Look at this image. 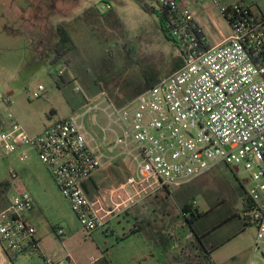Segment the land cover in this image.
I'll list each match as a JSON object with an SVG mask.
<instances>
[{
    "label": "built area",
    "instance_id": "built-area-1",
    "mask_svg": "<svg viewBox=\"0 0 264 264\" xmlns=\"http://www.w3.org/2000/svg\"><path fill=\"white\" fill-rule=\"evenodd\" d=\"M155 1V0H154ZM204 0H197L203 2ZM213 0L231 34L205 51L187 46L182 36L202 31L186 0H157V8L176 14L171 23L180 41L183 66L124 106L105 91L86 99L80 111L60 118L38 135L15 123L0 129V147L28 163L31 153L52 175L62 197L88 234L104 229L115 208L128 209L163 189L180 188L227 165L255 169L246 191L250 206L242 218L257 228L254 252L264 262V0ZM108 8H110V5ZM186 40V39H185ZM190 43V42H189ZM60 76L63 71L60 70ZM43 86L36 98L43 97ZM76 89V92H79ZM8 107L11 97L0 91ZM105 118V124L100 118ZM121 164L128 171L119 188L98 186L93 201L85 184L99 171ZM9 174L19 180L15 169ZM119 200V205L114 199ZM28 192L11 195L0 211V245L20 256H40L37 228L28 219L34 209ZM64 238L63 230H58ZM91 264H98L91 263ZM206 264H217L208 259ZM250 264H260L253 260Z\"/></svg>",
    "mask_w": 264,
    "mask_h": 264
},
{
    "label": "rangeland",
    "instance_id": "rangeland-1",
    "mask_svg": "<svg viewBox=\"0 0 264 264\" xmlns=\"http://www.w3.org/2000/svg\"><path fill=\"white\" fill-rule=\"evenodd\" d=\"M235 1L227 0L219 5L224 7ZM78 3L76 0H0V91L12 101L10 107L0 101V115L6 123H11L9 114L12 113L15 123L26 131L40 130L51 118L56 121L75 115L86 99L102 91L107 92L118 106H124L146 90V75L164 77L180 60L181 52L165 39L157 16L143 9L144 6L156 7L154 0H84L74 11V19L68 18L73 21L64 20V16H71ZM84 5H98L104 16L86 20ZM21 6L27 13L20 22L21 28L19 31L16 28L15 31L7 30L9 18L15 16ZM201 11L205 17L218 19L224 33H229V24L213 0H196V14ZM63 21L67 22L74 47L61 63L53 64L49 59L58 42L57 27ZM16 24H19L18 19ZM23 29L29 33L22 32ZM212 35L220 38L216 26H211V35L207 33L206 36L211 40ZM47 51L49 57L45 58ZM60 70L64 72L62 79L58 77ZM40 86L45 91L38 99ZM76 89L80 91L76 92ZM100 123L104 125L105 118L101 117ZM21 165L16 154H7L0 147V179L9 178L14 182L9 171ZM117 172L114 175L108 170L102 186L109 188L123 181L119 177L120 171ZM123 172L129 176L124 169ZM254 173L257 170H247L244 165L233 171H226L223 165L196 179V208L208 212L200 226H217L233 216L229 223L215 231L212 240L223 242L241 227L243 229L242 221L235 215L242 216L241 194L251 187L248 179ZM194 181L182 188L190 189ZM39 193L45 199V205L41 211L43 217L37 222L38 237L44 255L53 259L54 264H90L103 260L102 257L112 264H166L146 223L138 235L130 234L135 221L133 215L126 214L127 209L121 207L122 214L116 215L106 228L88 234L56 190L54 194L50 191L45 194L44 190ZM10 197L9 194L8 200ZM160 197L165 201L156 208L160 210L166 206L170 219L182 223L178 197L169 196L167 191L160 193ZM215 206V210L210 211ZM157 218L162 219L161 216ZM59 228L63 229L64 238L60 237ZM256 234L255 225L247 227L246 232L217 252L215 262L249 264L255 260L264 264L262 259L254 256ZM2 245L8 248L7 243ZM0 264H9L7 257L0 256ZM10 264L48 263L35 255L20 256Z\"/></svg>",
    "mask_w": 264,
    "mask_h": 264
},
{
    "label": "crops",
    "instance_id": "crops-1",
    "mask_svg": "<svg viewBox=\"0 0 264 264\" xmlns=\"http://www.w3.org/2000/svg\"><path fill=\"white\" fill-rule=\"evenodd\" d=\"M76 1H79L78 5L72 9L71 16H68V17L64 16V20H67L68 22L73 21V20H69L68 18L69 17L73 18L74 11L81 6V3L84 0H76ZM186 1L189 2V9H190L192 15L194 16L195 22L197 23L199 28L202 30V32L204 33L206 39L209 41L210 44L217 43L222 37H228L230 35L231 29H229L228 34H225L223 29H222L223 28L222 24L218 19L215 20L213 17H209V18L205 17L203 14L204 11L203 12L201 11L198 14H196V0H186ZM106 4H108V1L106 2ZM84 6H86V7H83V10L85 11V14H86V16L84 18H86V20L90 21L92 17H99L100 18V17L104 16L101 13L98 5H94V6L93 5H84ZM25 11L26 10H25L24 6H21V9L17 10L16 15L9 18V22H8V25L6 26V29L7 30L13 29L15 31V28H16V31H19V29L21 28L20 22H21V20L24 21L25 14H27V13H25ZM11 18H12V20H11ZM17 19L19 20L18 25L16 24ZM82 20H84V19L82 18ZM211 26H214V27L216 26V28L219 30L220 38L217 39V38H215L214 35H212L213 40L212 39L209 40L207 38V36H206L207 33L211 35ZM22 32L29 33V32H25L24 29ZM46 49H48V47ZM46 55H47V57H45V58H48L49 57L48 51H47ZM52 112L56 113L55 110H53ZM56 121L53 118H51L50 123L48 125H44V127L41 128L40 130H32L31 129L30 131H27V132L31 135H38V134L42 133L46 128H48L50 125L55 123ZM15 122H16V118H15ZM11 123L9 124V123L5 122V124H6L5 126L10 127ZM21 164H22L21 166H17L16 168H13L18 173L19 180L17 182H12L11 191H15V193L16 192H18V193L28 192L33 196L35 206H34V209L28 214V219L37 228V238L39 241L40 248L43 252V247H42L41 241L38 237L39 225L37 222L41 217H43V214L41 213V211H42V206L45 205V199H42V196L39 193V191L44 190L45 194L47 193V191L52 192V194L55 193V190L59 194H60V192L57 188V185H56L55 180L53 179L52 175L50 174L48 169L40 162V160H38L37 156L34 153H31V159L28 163H25V164L21 163ZM39 165L43 167V170H42V168L40 169ZM123 169L126 172H128L125 169V167L121 164H117L116 166L108 169L109 171L113 172L114 175L116 173H118L117 171H120L121 176H119V174H118V176L120 178H122V180H123V181L119 182L118 184H115L116 186L114 185L113 188H119L120 186H122L126 182L128 175L123 172ZM108 170L99 171L91 180H89L85 184L86 191L93 201H97L99 199L98 198L99 197L98 186L100 184L103 185V182L106 179L103 176L105 173H108ZM109 174H110V172H109ZM225 177H226V175H225ZM102 178H103V180H102ZM11 191L9 193L10 195L15 194V193H11ZM163 191H167L169 196H177L178 197L180 206H178L179 209L177 206L176 207H177L178 211L181 212V214L183 213V208L186 206L189 209H193L194 211H196V209L198 210L200 215L197 218H196V216L191 218V219H193L192 221H193V230H194L193 232L194 233L191 232V229L187 225L186 219L184 218V216L182 218L183 222L180 223L178 221H174V220L170 219L171 215H170L168 208L166 206H164V208H160V210L158 208H156V205L163 204L165 201L164 198L160 197V193H162ZM241 195L243 198L242 203H241V210L243 211L245 208V204H246L247 199H246L245 193L242 192ZM61 197H62V195H61ZM64 201L66 203H68L67 200L64 199ZM118 202H119V200L117 198H115L114 203L119 205ZM68 205H69V203H68ZM69 207H70V205H69ZM111 208L114 209V214L112 217H110L109 223L117 217L116 215L119 216V214L120 215L122 214L121 210L119 208L118 209L115 208L114 204H111ZM215 208H216V206L213 207L210 211L215 210ZM170 212H172V211H170ZM126 214L134 216L135 223H134L133 229L130 232V234L134 237L144 230L143 224L146 223V225L149 229V233L151 235V239L154 237L156 238L154 241L155 246L158 248L159 251H161L162 260L166 264H206L208 259H212L215 261L216 260L215 255L217 254V252L222 247H224L225 245L234 241V239H236L237 237H239L240 235H242L244 232L247 231V227L251 226V225L245 226V222H244L243 218H241L242 216H240V214L235 215V216L239 217V219L242 221V223L244 225L243 229L241 227V229L239 231H237V233L235 235L226 239L223 242L218 243V242L212 240L211 237L215 233V231L217 229H219L220 227L224 226L225 224L229 223V221L231 220V218H233V216L232 217L230 216L227 219H225L221 223L220 227L217 228L216 230H214V228H216V226L207 227V228L200 226V221L205 216L208 215V212L205 213V212L200 211L198 208H196V179L193 182L192 187L190 189H188L186 187H183V188L180 187V188H176V189H163V190L151 195L150 197H148L142 201L137 202L133 206H130L127 209ZM158 216H161V218H162L160 221L157 218ZM60 229L63 230L62 228H59L58 230H60ZM196 233L200 236V238L196 237ZM254 244H255V239H254ZM254 244H253V251H254ZM251 252H252V247H251ZM4 254H5L4 247L0 245V256L6 258L7 256H6V254L5 255ZM257 255L255 253L254 256L256 258H259V255L258 256ZM7 259H8V257H7ZM102 259L103 260H101L99 262L105 261L106 264H112L110 261L107 260L106 257H104V258L102 257ZM99 262H97V263H99ZM9 264H10V260H9Z\"/></svg>",
    "mask_w": 264,
    "mask_h": 264
},
{
    "label": "trees",
    "instance_id": "trees-1",
    "mask_svg": "<svg viewBox=\"0 0 264 264\" xmlns=\"http://www.w3.org/2000/svg\"><path fill=\"white\" fill-rule=\"evenodd\" d=\"M155 1H157V0H155ZM143 9L147 13H149L150 15H156L157 16L158 23L160 25V28L162 30V33H163L165 39L167 41H169L170 43H172L175 47H177L178 44H180V41L173 35V28L171 26V23L176 18V14L170 13L166 10H160L157 7L148 8L147 6H144ZM66 26H67V22L63 21V23H61L60 26L57 27L58 42L52 51L51 58L49 59L50 62L53 64L61 63L63 58L65 56H67L73 50L74 44L72 42L70 34L67 31ZM182 39L184 41H187V39L189 40L190 43L187 42V44H186L187 46H189V47L195 46V47H197V49H199L201 51H205L210 47L209 44L207 43V39H206L204 33L202 31H200L199 29H196V28L191 30V31H187L182 36ZM182 66H183V60L180 58V60L176 63V65L171 67V69L166 72L165 76L171 75L172 73H174L175 71L180 69ZM58 77L62 79V76H60L59 73H58ZM161 78L162 77H155L153 75H146V90H148L150 87L157 84ZM5 125L6 124L0 115V129L6 127ZM224 168L226 169V171H228V170L233 171V168L230 166L224 165ZM11 189H12V180L11 179H9V178L5 179V180L0 179V204L3 207V210L9 204L8 195H9ZM244 193H245V196L247 199L246 204H245V208H244V210H245L250 206V200L247 196L246 191ZM182 214H183L184 218L186 219V223L189 226V228L191 229V232L194 233L193 232L194 231L193 230V221H192L193 219H191V218H193L195 216L197 218L200 215V213L198 212L197 209H196V211H194L193 209H189L186 206L183 208ZM244 222H245V226L252 225L249 222H246L245 220H244ZM220 225L221 224L216 226V228H214V230L219 228ZM196 237L200 238V236L197 233H196ZM5 254L8 257V259L10 260V262H12V263H14L16 261V259L19 257L18 254L14 253L10 250H7V249H5ZM98 264H106V262L103 261V262H99Z\"/></svg>",
    "mask_w": 264,
    "mask_h": 264
},
{
    "label": "flooded vegetation",
    "instance_id": "flooded-vegetation-1",
    "mask_svg": "<svg viewBox=\"0 0 264 264\" xmlns=\"http://www.w3.org/2000/svg\"><path fill=\"white\" fill-rule=\"evenodd\" d=\"M190 218V217H189Z\"/></svg>",
    "mask_w": 264,
    "mask_h": 264
}]
</instances>
